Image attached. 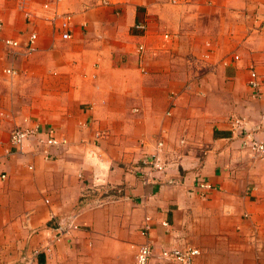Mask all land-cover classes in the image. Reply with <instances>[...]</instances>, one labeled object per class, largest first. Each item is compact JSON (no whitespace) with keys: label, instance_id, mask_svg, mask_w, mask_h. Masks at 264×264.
Returning <instances> with one entry per match:
<instances>
[{"label":"crops","instance_id":"1","mask_svg":"<svg viewBox=\"0 0 264 264\" xmlns=\"http://www.w3.org/2000/svg\"><path fill=\"white\" fill-rule=\"evenodd\" d=\"M19 1L0 0L5 35L32 29L38 51L0 43V264H134L143 243L264 264V158L233 127L264 142V0H63L69 40ZM34 124L68 141L52 160L10 144ZM159 141L168 174L148 184L131 168ZM94 185L115 199L95 206Z\"/></svg>","mask_w":264,"mask_h":264},{"label":"built area","instance_id":"2","mask_svg":"<svg viewBox=\"0 0 264 264\" xmlns=\"http://www.w3.org/2000/svg\"><path fill=\"white\" fill-rule=\"evenodd\" d=\"M63 0H53L42 5L41 11H33L28 6L23 4L19 8H23L26 19L32 17L43 18V13L46 11H52L50 17L46 20L50 21L54 30H58L61 33V38L69 40L72 38L71 24L73 22V14L70 12H64L60 9V5ZM24 6V7H23ZM43 11V12H42ZM42 12V13H41ZM137 28L145 30L144 24L137 25ZM168 37V36H167ZM38 34L31 30L26 38H13L5 35L4 23L0 19V43L3 44L9 51L21 54L26 57L33 55L38 51ZM145 47L141 45L139 47V53H143ZM239 57L235 56L237 60ZM7 74L14 75L16 71L14 69H6ZM250 86L257 92L260 91V81L257 75L253 74L250 81ZM259 94V93H258ZM233 127L235 132H239L243 145L250 150L255 156L264 158V142L257 140L252 134L245 132L243 133V123L240 119L233 121ZM97 136H100L99 134ZM34 140L37 147V153L41 154L46 160H52V154L50 150L52 148H59L67 145L68 141L64 138H58L53 132L41 125L34 124L28 127H17L11 133L10 144L16 149L23 150L27 142ZM164 143L162 141L157 142L156 152L151 155H146L135 163L131 170L139 179H142L145 183H154L160 180V175H167L169 169V163L167 159L161 156L159 153L163 151ZM175 181L168 180L167 183L173 184ZM101 185H94L92 188L99 190ZM199 189H212V185L207 182L199 181ZM109 197V198H108ZM93 203L95 206H102L110 202L114 198L112 196L103 197L96 195L94 196ZM107 198V199H106ZM152 219L147 217L142 225L141 233L147 236L151 230ZM164 226H168L167 222H163ZM73 228H77L74 224L71 225ZM60 232H65L62 225L58 226ZM200 255L198 249L188 247H175L170 249H163L159 255H155L152 246L148 243L138 245L135 256L134 264H158L157 260L163 262H171L176 264H194L195 259ZM31 264V263H27Z\"/></svg>","mask_w":264,"mask_h":264},{"label":"rangeland","instance_id":"3","mask_svg":"<svg viewBox=\"0 0 264 264\" xmlns=\"http://www.w3.org/2000/svg\"><path fill=\"white\" fill-rule=\"evenodd\" d=\"M21 4H23V5H25V6H28L29 8H31V6H32V2H31V0H20L19 1V6H18V10L22 13V14H24L25 15V13L23 12V10H21V9H23V8H19L20 7V5ZM24 7V6H23ZM26 17V16H25ZM32 30V29H31ZM39 125H41V124H39ZM104 188H105V185L103 186ZM90 190H88L89 191V193H90V196L94 199V196H96V195H98V196H102V198L103 197H106V196H112V198H114L115 199V197H114V195H112V193H111V191H112V189L110 188V190H108V191H105L106 189H102V187H100V189L97 191V190H95L96 188H89ZM89 196V195H88ZM88 196H87V194L86 195H84V197H86V198H88ZM109 198V197H108ZM107 199V198H106Z\"/></svg>","mask_w":264,"mask_h":264}]
</instances>
